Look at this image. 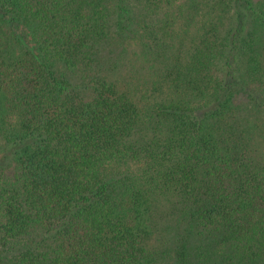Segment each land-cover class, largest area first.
Listing matches in <instances>:
<instances>
[{
	"label": "trees",
	"instance_id": "1",
	"mask_svg": "<svg viewBox=\"0 0 264 264\" xmlns=\"http://www.w3.org/2000/svg\"><path fill=\"white\" fill-rule=\"evenodd\" d=\"M0 264H264V0H0Z\"/></svg>",
	"mask_w": 264,
	"mask_h": 264
}]
</instances>
